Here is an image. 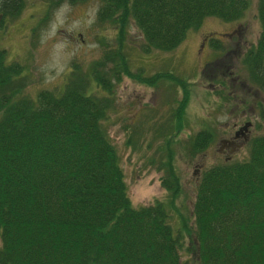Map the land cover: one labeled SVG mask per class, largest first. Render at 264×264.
I'll return each instance as SVG.
<instances>
[{
  "label": "trees",
  "instance_id": "trees-1",
  "mask_svg": "<svg viewBox=\"0 0 264 264\" xmlns=\"http://www.w3.org/2000/svg\"><path fill=\"white\" fill-rule=\"evenodd\" d=\"M43 1L42 22L62 3L85 0ZM25 4L0 0V28ZM249 4L100 0L95 20L117 26L118 44L86 67L73 61L61 91L41 89L36 98L23 94L28 84L23 66L8 61L0 48V264H192V256L197 264H264V135L249 140L246 160L204 169L187 212L176 203L183 188L171 145V137L184 128L186 104L179 101L171 124L157 132L165 136L164 154L152 161L164 171L167 199L148 205H132L106 125L114 84L122 75L150 84L175 79L169 73L144 78L131 71L124 47L129 21L142 34L138 55L143 57L152 50L172 51L207 16L239 20ZM257 17V43L240 62L247 81L264 94V0H258ZM212 135L206 127L189 136V154L203 151Z\"/></svg>",
  "mask_w": 264,
  "mask_h": 264
},
{
  "label": "rangeland",
  "instance_id": "rangeland-1",
  "mask_svg": "<svg viewBox=\"0 0 264 264\" xmlns=\"http://www.w3.org/2000/svg\"><path fill=\"white\" fill-rule=\"evenodd\" d=\"M43 2L26 0L22 12L0 28V48L6 50L8 61L23 66V74L28 78L23 94L31 98H36L41 89L59 93L73 61L86 67L102 57L110 45L118 44L117 26L95 20L100 0L62 3L42 22L46 15ZM257 3L258 0H250L242 18L233 22L207 16L172 51L152 50L143 53V57L138 55L144 42L142 34L129 21L124 47L131 71L144 78L160 73L175 78L157 79L150 84L122 75L114 84L107 132L119 152L127 193L134 207L167 199V191L161 185L164 171L158 169V161L152 160L164 154L161 148L165 136L159 137L157 132L164 131L165 123L171 124V114L178 109L179 101L186 104L182 106L185 125L178 136L170 137L175 152L173 165L183 188L176 203L184 204L187 212L192 207L201 172L225 160H246L249 140L264 135V94L247 81L240 62L244 52L257 43L261 31ZM242 121L250 122L246 140L235 134ZM206 127L213 140L191 156L186 149L187 139ZM172 217L173 224L178 225L177 215ZM191 224L190 217L188 225ZM187 236L185 243L190 241V235ZM191 258L192 264H197L194 256Z\"/></svg>",
  "mask_w": 264,
  "mask_h": 264
},
{
  "label": "flooded vegetation",
  "instance_id": "flooded-vegetation-1",
  "mask_svg": "<svg viewBox=\"0 0 264 264\" xmlns=\"http://www.w3.org/2000/svg\"><path fill=\"white\" fill-rule=\"evenodd\" d=\"M250 125V122L249 121H245L243 123V121L240 123L239 127H238V130L235 132V134H241L244 139L246 140L247 139V126Z\"/></svg>",
  "mask_w": 264,
  "mask_h": 264
}]
</instances>
